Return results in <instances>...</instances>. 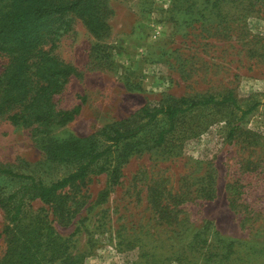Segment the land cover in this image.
<instances>
[{
    "label": "rangeland",
    "instance_id": "374dc122",
    "mask_svg": "<svg viewBox=\"0 0 264 264\" xmlns=\"http://www.w3.org/2000/svg\"><path fill=\"white\" fill-rule=\"evenodd\" d=\"M12 1L0 0V9ZM106 5L101 36L77 12L57 21L54 54L75 72L55 105L80 113L36 130L1 117L2 167L50 184L74 172L82 155L111 144L102 131L134 126L143 107L229 94L243 110L258 106L233 135L241 112L231 105L195 110L181 121L191 128L184 140L176 134L157 147L161 119L125 162L115 148L84 184L62 190V209L26 199L16 227L0 206V233L15 227L0 237V264L17 242L39 251L37 264H264V0ZM9 63L0 54V77ZM73 141L80 151L54 160L55 149ZM23 183L0 175V195ZM153 199L172 213L160 214ZM46 227L67 241L65 259L50 254Z\"/></svg>",
    "mask_w": 264,
    "mask_h": 264
},
{
    "label": "trees",
    "instance_id": "16d2710c",
    "mask_svg": "<svg viewBox=\"0 0 264 264\" xmlns=\"http://www.w3.org/2000/svg\"><path fill=\"white\" fill-rule=\"evenodd\" d=\"M106 6V0H13L0 9V54L7 56L10 61L0 77V118L7 116L14 124L23 123L36 130L40 127L65 125L80 113V106L72 110L56 109L55 96L63 92L65 85L75 72L73 66L65 64L54 54L56 47L54 41L60 29L63 28L57 21L72 12H77L91 32L101 36L106 32L104 30L105 15L101 12ZM69 29L70 23L67 22L64 32ZM49 44L51 46L49 50H46ZM226 105H231L241 112L240 118L233 124L229 135H233V132L241 127L242 120L258 106L254 105L243 110L239 107L236 98L229 94L220 99L215 96L181 97L153 109L143 107L137 114L136 124H131L134 126L117 125L102 131L100 134L111 144L101 151L93 153L89 151L86 155H82L85 160L74 172L50 184L38 181L31 175L18 174L0 165V175L25 181L20 189L11 195L7 197L0 195V206L11 218V222L15 223V227L20 223L26 199L36 198L46 205H57V208L62 209L60 195L62 190L76 183L84 184L102 159H105V162L110 160L115 148L117 151L119 148L121 150L120 163L125 162L135 145L141 141L142 136L157 121L163 119L166 122L159 128L154 141V145L158 147L165 145L176 134L182 135L180 140H184L191 128L181 121L189 113L201 108ZM194 128L198 127L194 125ZM179 144L183 145V141ZM80 145L81 141L61 145L55 149L59 150V155L55 154L54 160L61 161L80 151ZM100 170H104V166ZM19 193H21L20 196ZM152 206L160 214L172 213L158 199L152 200ZM57 213L58 209L55 208L53 214ZM15 227H5L0 237L11 233ZM46 230L51 236L50 254L56 258L65 259L66 257L63 256L68 249L67 241L55 234L52 227H46ZM24 236L25 232L21 239L16 238V240L20 241ZM30 251V247L17 242L11 248V258L7 256L2 264H37L39 257L36 254L39 251L32 254ZM73 262V259H66L62 264H74Z\"/></svg>",
    "mask_w": 264,
    "mask_h": 264
}]
</instances>
